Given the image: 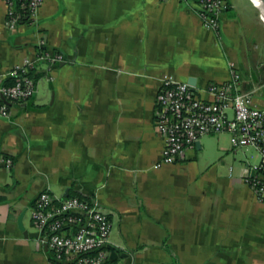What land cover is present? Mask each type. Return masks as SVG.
<instances>
[{"label":"crops","instance_id":"0c3cea01","mask_svg":"<svg viewBox=\"0 0 264 264\" xmlns=\"http://www.w3.org/2000/svg\"><path fill=\"white\" fill-rule=\"evenodd\" d=\"M226 1L216 32L191 0H45L33 25L10 30L0 0V87L45 48L64 58L38 64L36 96L0 121V264H48L32 219L44 190L97 200L123 239H111L127 254L117 262L264 264V202L245 182L258 151L209 135L185 160L156 167L164 75L202 89L236 72L264 107L261 10Z\"/></svg>","mask_w":264,"mask_h":264},{"label":"built area","instance_id":"2783aa9c","mask_svg":"<svg viewBox=\"0 0 264 264\" xmlns=\"http://www.w3.org/2000/svg\"><path fill=\"white\" fill-rule=\"evenodd\" d=\"M6 26L15 30L33 25L45 0H5ZM166 1V0H161ZM199 8L204 28L219 31L226 0H191ZM44 46V42L40 43ZM60 52L43 49L36 60L26 59L10 72L11 84L0 87V121L10 116L13 103H26L38 91L34 72L38 64L62 63ZM241 76L233 72L231 80L212 82L199 89L166 74L156 97L155 128L164 142L158 168L187 158L188 151L209 135L229 134L234 149L253 148L260 162L247 172L245 182L257 199L264 202V107L251 93L241 91ZM203 94L207 98L203 97ZM4 167L12 168L11 159ZM32 219L38 242L48 252V264H109L112 221L97 200L58 197L42 191L35 203Z\"/></svg>","mask_w":264,"mask_h":264},{"label":"water","instance_id":"95a60500","mask_svg":"<svg viewBox=\"0 0 264 264\" xmlns=\"http://www.w3.org/2000/svg\"><path fill=\"white\" fill-rule=\"evenodd\" d=\"M264 4V0H261ZM189 84L191 85H194L195 84V80L194 79H191L188 81ZM200 144H197V146H199ZM69 196V193L67 192L65 194V197H68ZM35 237H38V233H35L34 234ZM110 249L112 251V255H111V259L113 261H118L119 259H123V258H126L127 257V254H119V252L116 250V248L114 246H110Z\"/></svg>","mask_w":264,"mask_h":264},{"label":"rangeland","instance_id":"374dc122","mask_svg":"<svg viewBox=\"0 0 264 264\" xmlns=\"http://www.w3.org/2000/svg\"><path fill=\"white\" fill-rule=\"evenodd\" d=\"M115 226V225H114ZM111 239L112 241L117 244V245H122L123 244V239L121 238V235L120 233L118 232L117 228L114 227L113 228V233H112V236H111ZM115 264H123V261H119L118 263H115Z\"/></svg>","mask_w":264,"mask_h":264},{"label":"bare ground","instance_id":"6f19581e","mask_svg":"<svg viewBox=\"0 0 264 264\" xmlns=\"http://www.w3.org/2000/svg\"><path fill=\"white\" fill-rule=\"evenodd\" d=\"M255 4L260 8L261 13H262V18L264 20V4L261 0H253Z\"/></svg>","mask_w":264,"mask_h":264},{"label":"trees","instance_id":"16d2710c","mask_svg":"<svg viewBox=\"0 0 264 264\" xmlns=\"http://www.w3.org/2000/svg\"><path fill=\"white\" fill-rule=\"evenodd\" d=\"M35 76H34V78H35V80H36V82L38 81V76L35 74V72L33 73ZM13 81L14 80H12L11 79V81H10V83L9 84H11V83H13ZM0 200H2V198H0ZM115 263H118L117 261H113V260H110V262H109V264H115Z\"/></svg>","mask_w":264,"mask_h":264}]
</instances>
